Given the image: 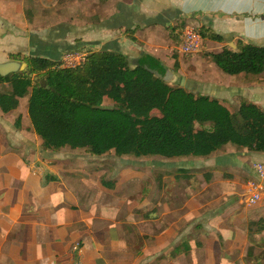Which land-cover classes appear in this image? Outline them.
<instances>
[{"label":"crops","instance_id":"crops-1","mask_svg":"<svg viewBox=\"0 0 264 264\" xmlns=\"http://www.w3.org/2000/svg\"><path fill=\"white\" fill-rule=\"evenodd\" d=\"M104 2L100 25L86 26L85 38L68 50L102 46L132 65L148 53L183 74L195 93L234 111L243 101L264 110V71L229 74L210 56L239 41L264 46V0ZM22 11L0 0V64L25 63L11 57L17 53L62 58V38L75 34L65 24L45 36L28 32ZM180 22L224 39L204 37V51L186 60ZM94 35L100 38L89 42ZM91 43L97 49L82 50ZM12 89L0 83V92ZM28 104L26 96L10 112L0 107V264H264V231L249 234V222L264 218V202L244 206L241 196L264 152L228 143L207 156L174 157L179 165L163 170L117 166L109 152L45 151Z\"/></svg>","mask_w":264,"mask_h":264},{"label":"trees","instance_id":"trees-1","mask_svg":"<svg viewBox=\"0 0 264 264\" xmlns=\"http://www.w3.org/2000/svg\"><path fill=\"white\" fill-rule=\"evenodd\" d=\"M199 31L203 37L224 39L205 28ZM210 56L229 74L264 71L261 45L239 41L236 48L225 46ZM11 57L27 63L32 76L20 71L0 74V83L10 82L13 88L0 92V107L10 112L18 108L20 98L29 96V117L45 151L69 146L94 155L114 151L119 156L174 158L207 156L234 143L264 152V110L260 105L243 101L234 111L218 98L195 93L179 82H166L145 67L162 74L168 69L148 53L132 65L120 51L94 50L76 67L61 66L62 58L20 53ZM41 79H45L44 85ZM106 99L113 105L105 106ZM21 118H16L17 127ZM262 231L264 218H253L249 234Z\"/></svg>","mask_w":264,"mask_h":264},{"label":"rangeland","instance_id":"rangeland-1","mask_svg":"<svg viewBox=\"0 0 264 264\" xmlns=\"http://www.w3.org/2000/svg\"><path fill=\"white\" fill-rule=\"evenodd\" d=\"M6 3L9 4H15V7L22 11V19L25 24L28 26V32L31 30L33 32H38L39 34H42L43 36L46 35V33L50 30H53L54 27H57L59 25H66L68 29L70 30V33L73 32L75 35L71 34L68 36V38L64 40L65 43L60 45L58 52H62L63 50H68L69 47L76 46L78 42H81L85 37H79L84 36V33L86 31V26L93 27L94 25H100L101 23V17L103 15V10L107 9L105 7L106 0H5ZM109 5V4H108ZM99 23V24H98ZM186 24H182L181 22L178 23L177 29L179 31L178 34L183 35ZM77 33H80L77 35ZM78 36V37H77ZM76 37V39H74ZM89 38V37H88ZM98 36H91L88 40L89 42H92L94 40H97ZM182 38V37H181ZM102 39V38H101ZM100 39V40H101ZM67 41V42H66ZM82 50H93L97 49L95 48V44L91 43L88 44L86 47H81ZM70 49V48H69ZM103 49L102 46H100L101 50ZM129 54V49L126 50ZM204 51V50H203ZM82 52V51H81ZM89 53V52H88ZM185 59H189L192 57L193 54H184ZM180 76H183V74H180ZM179 76V77H180ZM105 106H112L113 102L106 99L104 102ZM155 113H158V111H155ZM201 126L198 124V127ZM108 158L117 157L118 161L114 163L117 166H124L129 165L135 166L141 170H145L146 168H150L151 170H163L164 166L174 167L179 165L178 162H175V160H170L172 158H164L159 155L155 156H142V157H136V156H119L114 151H110L107 153ZM121 158H125V161H121ZM127 158V159H126ZM181 158V157H176ZM127 160V161H126ZM162 166V167H161ZM174 170V169H171ZM245 182L242 186V204L244 206L247 205L246 203V197L248 194V182L250 180H257V177L255 174L253 176L246 175ZM264 202V198L256 204V206L260 203ZM258 216V214L256 215Z\"/></svg>","mask_w":264,"mask_h":264},{"label":"built area","instance_id":"built-area-1","mask_svg":"<svg viewBox=\"0 0 264 264\" xmlns=\"http://www.w3.org/2000/svg\"><path fill=\"white\" fill-rule=\"evenodd\" d=\"M204 37L194 27H186L179 46V50L184 54H196L204 50ZM87 54L81 51H67L61 59V66L76 67L85 61ZM257 180L248 182V194L246 203L255 205L264 198V162L254 164ZM79 250V247H76Z\"/></svg>","mask_w":264,"mask_h":264},{"label":"water","instance_id":"water-1","mask_svg":"<svg viewBox=\"0 0 264 264\" xmlns=\"http://www.w3.org/2000/svg\"><path fill=\"white\" fill-rule=\"evenodd\" d=\"M148 70L153 72L156 76L163 78L166 82H169L171 84H176L180 83L181 86H186V79L182 77L179 79L178 75L171 69H167L165 74H162L158 70L151 69L149 66H145ZM17 71H25L32 76V74L28 70V65L27 63H19V62H8L5 64H0V74H8L12 72H17ZM34 80H39V76H34ZM41 83L44 85L46 83L45 79H41ZM49 88V86L47 85Z\"/></svg>","mask_w":264,"mask_h":264}]
</instances>
